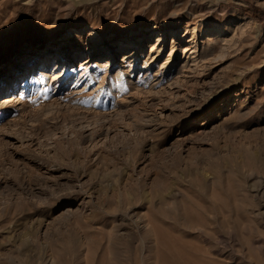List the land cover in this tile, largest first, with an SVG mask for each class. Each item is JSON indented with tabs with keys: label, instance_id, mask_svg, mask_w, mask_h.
<instances>
[{
	"label": "rangeland",
	"instance_id": "1",
	"mask_svg": "<svg viewBox=\"0 0 264 264\" xmlns=\"http://www.w3.org/2000/svg\"><path fill=\"white\" fill-rule=\"evenodd\" d=\"M171 28L79 64L88 29ZM60 42L86 53L0 115V264H264V0H0V76Z\"/></svg>",
	"mask_w": 264,
	"mask_h": 264
},
{
	"label": "bare ground",
	"instance_id": "2",
	"mask_svg": "<svg viewBox=\"0 0 264 264\" xmlns=\"http://www.w3.org/2000/svg\"><path fill=\"white\" fill-rule=\"evenodd\" d=\"M222 1H226V0H217L218 3H221ZM76 31H78V29H74V30L72 29L71 35L73 34V35L77 36ZM182 34L183 33H180L179 28H173V29L171 28L169 30L165 29V30L161 31L160 35H155L153 37L148 35V34H139V35L136 34V35H133L132 37H130V39L124 43H121L119 41H116L113 43L108 42V44H106L107 49L111 50V51L109 54H107L105 57H103L102 55L104 53H107V52H104L103 54H101V53L98 54L101 50L99 47L102 44H100L98 42V40L94 41L93 38H91L92 36L97 35L96 31L93 29H88L87 30V37L88 38H86L85 47H89L90 50L88 51L89 53H87V56L85 58L83 57V60H81V62L79 64H80V66H86L88 64H91L93 61L97 60L100 57V58H104L105 61L101 62V63L95 62V63H93V64H96L94 66L100 65V66H103L106 68V67L111 65V63L113 62V60L115 59V57L118 54H120V55L122 54L121 61L123 63H128L130 60L132 62H136L143 55V53H144L143 50L146 48V46H147V48H149L150 53H152V52H154V53L158 52L159 53L161 51V49H160L161 43L164 42L165 39L169 40V37H171L172 45H174L178 41V39L182 36ZM230 37H232V36H230ZM221 40L223 41L222 44L224 45V44H227L228 42H230L231 38H229V36H224L223 39H221ZM233 43H234V41H233ZM61 44H64V43L60 42L59 44L52 46V48H51V54H53L52 57H48L49 53L45 52L47 45H45L44 43H41L39 45L41 50L37 51L36 54H34L32 57L28 58V60H25L22 63H20L19 60L15 63H12L10 61L6 65L2 66L1 71L3 74L0 76V96L6 95V94L7 95L3 96L0 99V115L2 114V112L4 110H7L10 106L15 105L19 102H22V100L25 99L24 96L26 94L28 95L29 92H31L30 89H33L34 91H38L40 88H42L46 82V77L50 76L51 80H53V81H56V80L62 81L63 77H66L67 73L68 74L70 73L71 68L69 67L68 68L69 70H66V68H65L67 66V63H69V65L73 64L74 60L77 57L86 53L84 51H80V53L74 55L73 51H70V50L68 52L64 53V50H63L64 46H61ZM196 46H197V44L194 47H196ZM105 49H106V46H105ZM175 49H176L175 46H173L171 49L172 51H171L170 56L164 60L162 67H165L166 65H169L172 63V57H173V53H174ZM191 49H192V47H191V43H190L189 45H187L183 48L182 52L183 53L189 52ZM71 54H73V56H71ZM35 57H36L37 62L33 63L32 61L34 60L33 58H35ZM194 58H195V56L193 57V59ZM202 59H205L204 56H202ZM45 61H48V63ZM49 61H51V62H49ZM193 64L194 63H191V65H193ZM15 65H16V67H15ZM189 65L190 64L187 65V63H186L184 65V67L189 66ZM18 70L21 73L20 72L18 73ZM122 72L123 71H121V70L118 71V73H116L115 77H117V78L118 77L120 78V76L122 77V75H121ZM124 72H126V71H124ZM21 75H22V77H21ZM85 75H86V73H81L79 75V77H80L79 81L82 80L85 77ZM19 79H21V81ZM88 83H89V81L88 82L86 81L85 86L88 85ZM99 86L101 87L102 85H99ZM92 94H94V93H91V95ZM94 96H96V95H94Z\"/></svg>",
	"mask_w": 264,
	"mask_h": 264
}]
</instances>
